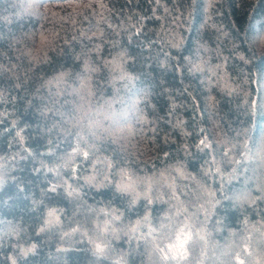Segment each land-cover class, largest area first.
<instances>
[{
    "label": "trees",
    "instance_id": "obj_1",
    "mask_svg": "<svg viewBox=\"0 0 264 264\" xmlns=\"http://www.w3.org/2000/svg\"><path fill=\"white\" fill-rule=\"evenodd\" d=\"M0 264H264V0H0Z\"/></svg>",
    "mask_w": 264,
    "mask_h": 264
}]
</instances>
